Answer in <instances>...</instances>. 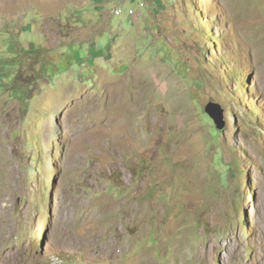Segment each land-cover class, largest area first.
<instances>
[{
  "label": "rangeland",
  "instance_id": "obj_1",
  "mask_svg": "<svg viewBox=\"0 0 264 264\" xmlns=\"http://www.w3.org/2000/svg\"><path fill=\"white\" fill-rule=\"evenodd\" d=\"M263 245L264 0H0V261Z\"/></svg>",
  "mask_w": 264,
  "mask_h": 264
},
{
  "label": "bare ground",
  "instance_id": "obj_2",
  "mask_svg": "<svg viewBox=\"0 0 264 264\" xmlns=\"http://www.w3.org/2000/svg\"><path fill=\"white\" fill-rule=\"evenodd\" d=\"M123 110V109H122ZM261 232V231H260ZM256 234V233H255ZM259 234V233H258ZM261 234V233H260ZM263 235V234H262ZM261 238V237H260ZM263 239V238H262ZM254 241V240H253ZM261 242V241H260ZM256 243V242H253ZM258 244V243H257ZM256 244V245H257ZM263 244V243H262ZM212 246V243L210 244ZM223 246H225V248L230 252V254L232 256L234 255H238L240 253V245L237 244V242H232V239L226 240L225 242H223ZM185 247H180L178 248L179 252H181L182 249H184ZM11 249V248H10ZM263 249H264V245H263ZM14 250V249H12ZM260 250V249H259ZM263 251V250H262ZM10 252V251H9ZM14 252V251H13ZM7 253V252H5ZM254 253V252H253ZM260 253V252H259ZM257 253L255 251V262L254 264H264V255H261L263 253ZM253 256V255H252ZM253 256V257H254ZM19 257H21L19 255ZM252 257V258H253ZM253 260V259H252ZM252 263V262H251ZM0 264H22L21 259L20 258H16L14 254H12V252L6 254V256H4V259L2 258V261H0ZM253 264V263H252Z\"/></svg>",
  "mask_w": 264,
  "mask_h": 264
},
{
  "label": "water",
  "instance_id": "obj_3",
  "mask_svg": "<svg viewBox=\"0 0 264 264\" xmlns=\"http://www.w3.org/2000/svg\"><path fill=\"white\" fill-rule=\"evenodd\" d=\"M205 112L213 119L217 129L222 130L225 126L223 111L216 103L210 102L205 106Z\"/></svg>",
  "mask_w": 264,
  "mask_h": 264
}]
</instances>
